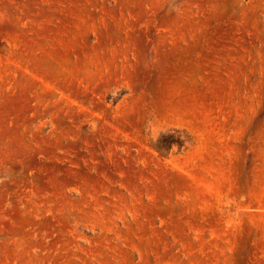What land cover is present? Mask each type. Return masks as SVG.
<instances>
[{
    "label": "rangeland",
    "instance_id": "rangeland-1",
    "mask_svg": "<svg viewBox=\"0 0 264 264\" xmlns=\"http://www.w3.org/2000/svg\"><path fill=\"white\" fill-rule=\"evenodd\" d=\"M0 264H264V0H0Z\"/></svg>",
    "mask_w": 264,
    "mask_h": 264
}]
</instances>
